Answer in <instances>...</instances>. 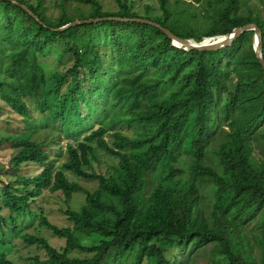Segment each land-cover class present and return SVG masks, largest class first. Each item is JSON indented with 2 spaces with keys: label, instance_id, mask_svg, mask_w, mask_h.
I'll return each mask as SVG.
<instances>
[{
  "label": "trees",
  "instance_id": "1",
  "mask_svg": "<svg viewBox=\"0 0 264 264\" xmlns=\"http://www.w3.org/2000/svg\"><path fill=\"white\" fill-rule=\"evenodd\" d=\"M17 1L42 22L12 0H0V98L24 121L31 115L28 98L74 139L58 166L33 140L34 129L2 137L0 143L24 146L12 159L15 170L28 162L43 168L35 175L18 174L2 188L0 201L15 214L45 190L60 192L68 204L75 192L86 194L80 208L62 210L70 225L41 216L43 225L64 238L63 249L42 236L20 234L27 244L46 249L47 258L31 261L166 264L170 248L190 253L211 244L212 264H264V157L259 154H264V68L254 50V31L229 47L202 51L178 48L161 28L137 21L52 29L77 18L143 17L200 41L255 22L264 43V19L250 1L213 6L205 29L189 23L198 17L190 7L202 0H157L156 14L151 3L145 13L135 10V0H115V10L104 9L100 0H62L54 18L45 0ZM69 1H75L71 12ZM100 44L108 45L113 57ZM66 53L73 64L61 69ZM97 148L118 163L97 169ZM67 171L96 179L99 187L89 191ZM11 213L0 210V223L15 233L17 218ZM95 237L97 242L84 244ZM74 251L85 255H71ZM0 264L16 263L3 254Z\"/></svg>",
  "mask_w": 264,
  "mask_h": 264
},
{
  "label": "rangeland",
  "instance_id": "2",
  "mask_svg": "<svg viewBox=\"0 0 264 264\" xmlns=\"http://www.w3.org/2000/svg\"><path fill=\"white\" fill-rule=\"evenodd\" d=\"M62 0H45L47 6V14L51 17H56L62 11ZM104 9L115 10L117 8L115 0H100ZM224 0H202L200 3L193 4L190 9L195 12L197 18L192 17L189 21L193 28L205 29L207 28V19L212 14V8L215 5L221 4ZM255 10L259 11L261 17L264 19V0H249ZM152 4V13L156 14L159 11L157 0H135L134 9L141 13L146 12V4ZM67 9L73 11L75 1H69L66 3ZM78 17H83L78 15ZM80 19V18H77ZM62 52H65V45L63 41L58 43ZM102 50L109 49L108 45L100 44ZM109 52V59L113 57L111 50ZM3 51L0 52V74L3 72L4 58ZM72 56L66 53L61 63V69H68L72 66ZM48 67H51L48 65ZM28 104L30 106L31 115L24 121L20 115L10 111L6 102L0 98V139L7 133H18L26 129H34L36 133L33 135V140L41 144L51 156L52 163L61 166L68 157L67 147L70 141H73L74 137L71 133L66 131L60 121L52 122L48 112H42L38 105L31 102L28 98ZM84 112L85 109L83 108ZM97 120L94 119L93 123L98 126ZM126 127V126H125ZM118 128V127H116ZM81 135L83 138L86 134ZM106 138L111 142L113 139L109 134ZM24 146L0 143V192L4 185L13 181L16 182L18 174L35 175L42 170V165L35 162H28L22 165L20 171H17L13 167L12 159L14 156L23 149ZM258 149V148H257ZM261 150H259L260 152ZM262 157L264 154L259 153ZM97 156L99 161H94L95 166L99 170H109V168L117 164L119 159L114 155L97 148ZM67 174L72 179H77L80 184L89 191H95L99 187V182L96 179H87L75 177L73 173L67 171ZM85 192H75L71 202L68 204L63 195L60 192H51L45 190L43 195L25 211L21 213H11L5 209L0 201L1 213L5 216H9V213L14 214L17 218L18 232H15L10 228L7 222L0 223V255H6L10 260L16 264H34L31 261V257L38 256L40 259L48 257L46 249L41 248L37 244H27L21 237L22 233H32L42 236L49 240V242L59 249H63L65 245L64 238L56 235L50 228L41 223V216H46L52 223L59 226H67L71 223L68 221L67 215L62 210L66 209L69 205L72 208H80L85 202ZM99 239L97 237L84 241L86 245H92ZM5 243L2 246V242ZM212 245L207 247H201L193 250L190 253H186L182 247L170 248L166 253V264H212V256L210 255ZM71 255L84 256L85 254L80 251H74ZM146 264H155L154 260L147 261Z\"/></svg>",
  "mask_w": 264,
  "mask_h": 264
},
{
  "label": "water",
  "instance_id": "3",
  "mask_svg": "<svg viewBox=\"0 0 264 264\" xmlns=\"http://www.w3.org/2000/svg\"><path fill=\"white\" fill-rule=\"evenodd\" d=\"M13 2L21 5L24 9H26L36 20H40L38 15H36L29 7L20 3L17 0H12ZM103 20H123V21H137L142 23L151 24L161 28L165 34L172 40V44L177 46L178 48L183 49H196V50H220L232 45L234 40L238 38L241 34L247 31H254V50L256 52V56L259 59V62L264 68V43H263V31L261 27L255 23L250 22L246 23L243 26L235 27L231 32L226 34H217L213 36H204L202 40L198 41L195 38H185L177 35L171 29L166 26H163L157 21L143 18V17H121V16H107V17H96V18H87V19H75L72 22H69L60 27H52L54 31H63L71 26H76L78 24L84 23H92L99 22ZM46 25V24H45Z\"/></svg>",
  "mask_w": 264,
  "mask_h": 264
}]
</instances>
